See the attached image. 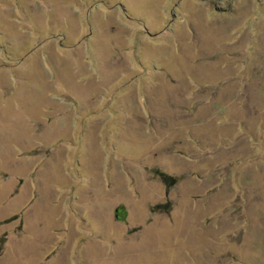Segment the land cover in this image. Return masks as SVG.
I'll list each match as a JSON object with an SVG mask.
<instances>
[{
  "label": "rangeland",
  "instance_id": "obj_1",
  "mask_svg": "<svg viewBox=\"0 0 264 264\" xmlns=\"http://www.w3.org/2000/svg\"><path fill=\"white\" fill-rule=\"evenodd\" d=\"M0 264H264V0H0Z\"/></svg>",
  "mask_w": 264,
  "mask_h": 264
}]
</instances>
